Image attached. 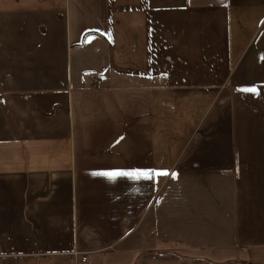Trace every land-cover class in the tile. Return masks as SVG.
<instances>
[{
	"label": "crops",
	"instance_id": "1",
	"mask_svg": "<svg viewBox=\"0 0 264 264\" xmlns=\"http://www.w3.org/2000/svg\"><path fill=\"white\" fill-rule=\"evenodd\" d=\"M74 250L264 264V0H0V264Z\"/></svg>",
	"mask_w": 264,
	"mask_h": 264
},
{
	"label": "rangeland",
	"instance_id": "2",
	"mask_svg": "<svg viewBox=\"0 0 264 264\" xmlns=\"http://www.w3.org/2000/svg\"><path fill=\"white\" fill-rule=\"evenodd\" d=\"M168 249L170 250H176V247H173V246H170ZM169 255H172V256H176L178 257L176 254H178L177 252H173V251H169L168 253ZM180 257H183V256H180ZM181 259V258H179ZM104 261H106V263L104 264H126L127 261H125L124 259H120V258H116L115 256H112V255H108ZM141 264H152L151 262H145V263H141ZM153 264H158V263H153ZM162 264H196V263H184L182 261H178L176 258H171V259H166L164 260V262H162ZM205 264V263H203Z\"/></svg>",
	"mask_w": 264,
	"mask_h": 264
},
{
	"label": "built area",
	"instance_id": "3",
	"mask_svg": "<svg viewBox=\"0 0 264 264\" xmlns=\"http://www.w3.org/2000/svg\"><path fill=\"white\" fill-rule=\"evenodd\" d=\"M70 264H89L87 255L74 250L70 254Z\"/></svg>",
	"mask_w": 264,
	"mask_h": 264
},
{
	"label": "snow or ice",
	"instance_id": "4",
	"mask_svg": "<svg viewBox=\"0 0 264 264\" xmlns=\"http://www.w3.org/2000/svg\"><path fill=\"white\" fill-rule=\"evenodd\" d=\"M104 175L110 176V177H115L117 175L119 176H129L132 178H139L141 175H147V173L144 172H117V173H104Z\"/></svg>",
	"mask_w": 264,
	"mask_h": 264
}]
</instances>
